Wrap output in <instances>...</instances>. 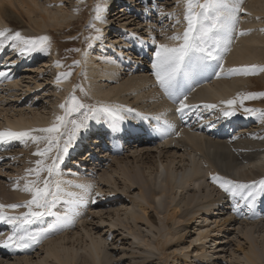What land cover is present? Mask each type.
<instances>
[{"label": "bare ground", "instance_id": "obj_1", "mask_svg": "<svg viewBox=\"0 0 264 264\" xmlns=\"http://www.w3.org/2000/svg\"><path fill=\"white\" fill-rule=\"evenodd\" d=\"M174 1L177 3V0ZM157 2L158 0H0V29L9 27L25 36L47 35L50 38L54 32L62 31L72 39L74 46L81 33H88L90 37L97 35L95 29L89 26L90 23H95L96 28L101 29L98 39H90L89 45L92 48L86 50L83 46L79 50V64L72 69L64 66V56L56 45L50 44L46 52L50 50L49 53L53 56L44 61L43 68L51 73L45 72L50 75L46 81L56 95L53 108L42 114L33 109L30 112L15 110L10 103L8 107L4 104L0 108V129L22 131L49 126L55 115L64 114L59 105L66 101L68 91L74 84L73 92H78L80 80L91 97L92 106L101 109L100 112L106 117L105 120L100 118L98 121H90L88 129L79 136L61 163L60 179L73 183L63 185L64 191L56 202L60 204L52 208L53 214L27 225L29 232L44 233L41 241L26 249L0 246V264H148L153 260L158 264H170L172 259L177 261V256L178 260L183 259V264H264V240L254 233V224L239 228L245 240L239 238L237 249L230 257L220 254L215 256L212 253L214 249H222L224 233H227L226 230L230 229L233 222H238L233 208L239 199L224 193L219 183L213 182L212 176L218 175L240 184H250L264 178V121L258 115H248L243 111L244 107L264 109V97L245 100L243 106L237 101L233 105L238 113L236 120L222 116V109L227 105L220 104L221 100L236 98L237 93L264 92V71L250 75L225 71L248 65L264 67V0H243L241 11L237 13V22L230 33L231 43L228 51L223 53L222 60L211 61L210 67L203 74L189 72L180 78L176 96L183 98V95H187L186 103L197 105L184 114L176 112L178 103L159 87L153 74L152 62L157 44L178 43L168 37L173 33H182L187 26L185 20L180 22L184 19L185 6L183 0H180L174 6H163L162 11L160 10L174 13L170 18L177 24L169 35L163 34L162 39L158 36L152 19L146 17L147 11L150 12V8ZM97 6L103 17L99 21L94 20ZM129 25L136 27L128 28ZM115 28H120L119 33L124 30L125 38L122 45L118 46L120 52L124 53L121 58L123 62L115 69L109 66L102 68L107 62L105 58H99L100 53L103 51L106 54L109 49L115 48L110 38L105 42L108 35L117 32ZM241 32L245 34L241 35ZM114 37L117 39L122 35ZM94 46L98 47L96 52L92 50ZM4 48V51L10 48V52H5L7 55L13 52L15 56L4 60L1 59L3 54L0 55V70L7 73L6 78H0L2 88L17 87L18 81L22 82L23 79L12 73L27 64L20 72L30 75L29 71L34 69H31L30 63L36 62L46 53L37 51L14 60L19 54L13 51L10 44ZM50 48L55 52L52 50L51 53ZM3 49H0V53ZM127 54L130 56L127 57ZM127 58L136 61L127 63ZM57 61L60 62L59 65ZM90 64L94 66H86ZM220 65H223V70ZM69 70L71 75L57 83V75ZM18 72L19 69L15 74ZM217 72L220 73L219 76L215 74ZM38 77L32 74L27 77L33 82L20 88L23 92L22 95L19 93L21 96L18 100L27 93L31 97L36 89L44 86L45 81L39 82ZM195 94L200 95L199 99H193ZM31 99L33 101L34 97ZM202 101H212L207 104H216L218 107L211 108L214 109L211 111L204 107ZM102 106L116 108L119 114L123 108L129 109L131 113L140 111L148 117L145 122L149 117L156 121V117L163 115L165 109L172 116L176 114L178 117L174 123L175 129L167 135L169 140L160 142V137L145 133L141 127L139 130H124L119 125L114 129L110 123L111 117L102 111ZM120 123L125 127L128 125L124 121ZM12 142H0V164L7 161L16 167L18 164L22 167L18 168L19 177L10 184H3L0 180V203L4 204L31 199V194L22 190L25 180H34L33 175L26 174L25 169L32 159L38 157L33 155L37 144L31 140L27 144L20 141L24 150L14 152L11 149L16 143L14 145ZM39 147L43 148L44 142ZM123 147L134 149L138 154L131 160L129 155L121 152ZM73 159H79L81 166L88 167L86 170H91V177H88L89 173H65L64 168L67 164H72ZM2 166L0 174L3 172ZM43 175L47 176V173ZM17 183L20 187L14 188ZM77 184L94 186L91 193L85 196L86 203H79L78 196L70 195L82 193L83 190L76 187ZM97 192L101 194L99 197L95 195ZM124 199L129 202L124 203ZM84 205L92 209L97 205L99 210L95 209L85 217ZM256 207L259 210L254 212ZM240 210L250 213L242 200ZM6 211L18 214L26 209ZM259 212L263 214L258 215ZM249 217L264 219V195L260 196V202L257 198ZM77 218H83L80 227L72 223ZM201 218V222L205 224L196 227V222ZM49 219L50 224H54L53 227H47L45 222ZM4 229H9L10 233L12 231L10 225L0 221V232H5ZM116 229L123 233L127 230L129 237L120 236ZM193 229L197 232L196 238L187 241ZM10 233L0 234V240ZM118 236L120 238L114 240ZM38 246L40 248L36 252ZM32 252L38 255L36 259L33 255L30 256ZM12 257L15 260L5 262Z\"/></svg>", "mask_w": 264, "mask_h": 264}, {"label": "snow or ice", "instance_id": "obj_2", "mask_svg": "<svg viewBox=\"0 0 264 264\" xmlns=\"http://www.w3.org/2000/svg\"><path fill=\"white\" fill-rule=\"evenodd\" d=\"M179 2L180 0H177V3ZM242 2L243 0H183L185 6L184 20L187 22V26L182 33H173L168 37L169 40L178 41V43L156 45L152 62L153 74L164 93L178 103L177 113L184 114L197 107V105L186 103L187 95H183V98L176 96L178 81L181 77L188 75L189 72L207 69L210 67L211 61L223 59V53L228 51V45L231 43L230 33L237 22V13L241 11ZM160 15L170 18L174 13L161 12ZM102 19L100 8L97 6L94 20ZM89 26L95 29L97 35L86 39H98L101 29L96 28L95 23H90ZM240 34L245 33L241 32ZM9 42L13 51L21 56H27L37 51L46 52L50 47V37L47 35L25 36L20 31H14L10 28L0 29V49H3ZM153 43L155 44L154 38ZM56 63L59 65L60 62L57 61ZM73 63L79 64V61ZM220 68L223 70V65H220ZM225 71L230 74L250 75L264 71V67L248 65ZM215 74L220 75L219 72ZM70 75V70L59 73L57 83ZM6 77L7 73L0 72V78ZM258 97H264V92L237 93L236 98L221 100L220 104L228 105L231 108L239 101V104L243 106L245 100ZM59 107L64 110V114L55 115L54 121L47 127L30 128L22 131H15L11 128L0 129V142L19 140L27 144L31 140L37 144V150L33 155L40 157L34 162L35 168L25 169L26 174L36 177L34 180H25L22 188L24 192L31 194V199L21 203H0V221L10 225L12 229L5 239L0 240V246L4 248L26 249L41 241L44 233L29 232L27 225L53 214L52 208L64 191L63 185L73 183L60 179L62 176L60 165L78 137L88 129L89 122L100 119L101 109L86 106L71 93ZM204 107L211 109L218 107V105L206 104ZM102 111L111 117L110 123L114 129L118 128L119 122L124 119V116L120 115L116 108L102 106ZM243 111L248 115H258L264 121V109L244 107ZM222 112L224 116L235 115V111L228 109H222ZM73 114H76L77 118H72ZM156 119L159 120L160 116H157ZM33 133L39 134L34 135ZM41 142H44L43 148L39 147ZM42 172L47 173L43 179L40 175ZM212 180L219 183V187L224 193L233 198L239 197L233 208L235 212L240 211V201L242 200L249 212L252 213L258 196L264 195V178L259 181H252L250 184H240L218 175H213ZM18 187H20L19 183L14 185V188ZM76 187L82 189V193H70V195L78 196L79 203H86L85 196L91 193L94 186L77 184ZM95 195L99 197L101 194L97 192ZM93 202H95V198H93ZM19 208H24L26 211L18 214L6 211V209Z\"/></svg>", "mask_w": 264, "mask_h": 264}, {"label": "rangeland", "instance_id": "obj_3", "mask_svg": "<svg viewBox=\"0 0 264 264\" xmlns=\"http://www.w3.org/2000/svg\"><path fill=\"white\" fill-rule=\"evenodd\" d=\"M151 4V3H150ZM150 4H148L149 6H150ZM177 3H176V1H174V0H158V2L155 4V5H153V8H150V12L149 11H147V14H146V17H149V19L151 18L152 20L151 21H153V24L156 26V30H157V33H158V36L160 37V38H162L163 39V37L164 36H166V34L167 35H169V33H170V31H173V28H174V26H176L177 24H175V22H174V19H171V18H168V17H162L161 15H159L160 14V12L162 11V8H163V6L164 7H172V6H174V5H176ZM162 6V7H161ZM156 7V8H155ZM161 10V11H160ZM154 11V12H153ZM141 12V11H140ZM166 13V12H165ZM154 15V16H153ZM156 15V16H155ZM158 15V16H157ZM160 16V17H159ZM115 18V17H114ZM158 18H160V19H158ZM184 19H182V20H180V22H182ZM150 21V22H151ZM88 22H89V20H88ZM87 22V23H88ZM180 22H178V24L180 23ZM86 23V24H87ZM122 23H124V22H122ZM89 24H87V26H88ZM132 25H129L128 26V28H130ZM115 27V26H114ZM134 27H136V26H132L131 28H134ZM7 28H9V27H7ZM120 29V28H119ZM119 29H116L115 28V30H117V32H113L112 34H110V35H108L109 37H107V39H105V42L107 41H109L108 39L110 38V40H112V42H122V40L125 38V35H124V30H123V32L121 31L120 33H119ZM114 30V31H115ZM119 30V31H118ZM144 30V29H143ZM142 30V31H143ZM81 32V31H80ZM144 32V31H143ZM166 33V34H165ZM114 34V35H113ZM163 34H164V36H163ZM115 35H122L123 36V38H117L116 39V37H114ZM82 36H84V37H82ZM90 37V35L88 34V33H85V34H83V33H81L80 34V36H79V40H77L76 42V46H74V43H73V41H72V39H70V38H68V36H66L64 33H62V31H56V32H54V34H53V37L52 38H50V40H51V42H50V44H52V45H56V47H57V49L59 50V52L64 56L63 57V61H64V66H66V67H68V68H74L75 66H76V64H74L73 62L74 61H77L78 59V53H79V51H76V49H79V50H81L82 49V47L84 46L85 47V49L87 50V48H92V47H90L89 46V42H90V39H86V38H89ZM111 38H113V39H111ZM119 39V40H118ZM144 42V41H143ZM10 44V42L8 43V44H6V46L7 45H9ZM113 44V43H112ZM120 45H121V43H120ZM94 49H92V50H95V52H96V50H97V48L98 47H93ZM6 48H4L3 50H2V52L0 53V54H3L2 56H1V59H10L11 57H13V56H15V54L12 52V54H10V55H7L6 53H8V52H10V48L9 49H7L6 51H4ZM51 49V53H52V48H50ZM4 52V53H3ZM6 52V53H5ZM50 52V50L48 51V52H46L45 54H43L42 56H40V58H38V60L36 61V62H31L30 64L32 65L31 66V69H33V70H35V72L33 71V70H31V71H29L33 76H37L38 77V75H39V77H38V81L39 82H44L45 81V84H44V86L42 87V88H39V89H36L35 90V92H34V94H32V96L31 97H34V100L32 101V99H31V97L28 95V93H27V95L25 96V97H22V98H19V99H21V100H18V97L19 96H21L22 94H21V92H23L20 88H22L24 85H26V84H28V83H32L33 81H30L31 80V78H27V77H29V76H31V74L30 75H27V72H20L22 69H23V67L25 66L26 67V65L27 64H25V65H22L21 67H20V70H19V72L17 73V74H15V72H13L12 74L15 76V75H19L20 77H22V78H20V79H23L22 80V82L21 81H18L19 82V85L16 87H11V86H9V88H7V86L5 87H0V102H5V103H0V108H2V106L4 105V104H6V107H8L9 106V103H10V105H12L13 107H14V109L15 110H19V109H22V110H24L25 112L27 111V112H30L32 109L35 111V112H39V113H42V114H44V112H48V111H50L52 108H53V106H52V103L54 102V101H56V99H55V97H56V95H55V93L53 92V88H52V86L50 85L49 86V84H48V81H46V79L48 78V77H50V75H48V73L49 74H51L50 72H48V71H45L44 70V68H43V66H44V64H45V62L44 61H47L50 57H52L53 55L52 54H50L49 53ZM53 52H55L54 50H53ZM17 58V57H16ZM15 58V59H16ZM0 59V60H1ZM128 60H127V63H129V62H134V61H136V59L135 60H133V59H131V58H127ZM43 64V65H42ZM39 65H40V67H39ZM71 66V67H70ZM1 67V66H0ZM24 67V68H25ZM42 67V68H41ZM36 68V69H35ZM41 68V69H40ZM27 69V68H26ZM37 70V71H36ZM42 72V73H41ZM44 72V73H43ZM45 72H48V73H45ZM52 73H53V70H52ZM41 74V75H40ZM24 76V77H23ZM42 76V77H41ZM26 77V78H25ZM26 79V80H25ZM30 81V82H29ZM79 85H78V89H77V93H75V92H73V88L75 87V84H74V86L70 89V91H68V94H67V98L69 97V94L71 93V94H74L75 95V97L79 100V101H81L83 104H85L86 106H88L89 104H91V105H89V106H92V103L90 102V99H91V97H90V95H88V93H87V91H86V87L84 86V83L83 82H81V80H80V82L78 83ZM46 86V87H45ZM11 88H16L15 90L14 89H11ZM11 89V90H10ZM21 91H20V90ZM48 89V90H47ZM50 89V90H49ZM10 90V91H9ZM18 90V91H17ZM51 90H52V92H51ZM9 91V92H8ZM13 91V92H12ZM16 91V92H15ZM7 95H6V94ZM21 95H20V94ZM80 95V96H79ZM83 95V96H82ZM84 98V99H83ZM2 99V100H1ZM5 101H4V100ZM87 101V102H86ZM28 105V106H27ZM44 105V106H43ZM5 107V108H6ZM46 108V109H45ZM38 109V110H37ZM37 112V113H38ZM73 118H77L76 117V115L75 114H73ZM0 122L2 123V118H1V115H0ZM91 122H89V124H90ZM113 135H115L114 133H113ZM78 139H79V137H78ZM77 141V140H76ZM9 142V141H8ZM7 142V143H8ZM14 145H15V143H16V145L11 149L12 150V152H14V151H20V150H24V146H22V143L19 141V140H14L13 142H12ZM19 144V145H18ZM76 144V142L74 143V145ZM73 145V146H74ZM126 146H128V145H126ZM121 152H123V154H125V155H129L130 157H131V160L133 159V156L134 155H137L138 153L136 152H134V149H131V148H128V149H126L125 147H123L122 148V151ZM141 153L143 154V152L141 151ZM158 153V152H157ZM101 155V154H100ZM74 157V156H73ZM37 159H40V157H37V158H35V159H32L30 162H29V165H28V167H27V169H29V168H35L36 167V165H35V160H37ZM72 164H67V167H65L64 168V172L65 173H79V174H85V173H89V175H88V177H91L90 176V174H91V170L90 171H87L86 169L88 168V167H86V166H84V165H80V160L78 159V160H76V159H73L72 160ZM3 165V166H2ZM0 166H2V170H3V172L0 174L1 175V177H0V180H1V182H3V184H10L11 182H13V181H15V179L16 178H18L19 176H18V174H17V172H20V170L18 169V168H20V167H22V165H20V164H18V166L16 167L15 165H12V164H9L7 161H5V162H2V164H0ZM80 167H83V168H80ZM89 170V169H88ZM45 172H42L40 175H41V179H43V177H45L43 174H44ZM13 179L12 181H10L9 179ZM32 178L33 179H36V177L33 175L32 176ZM5 180V181H4ZM209 184H210V182H209ZM212 187H213V185H211ZM260 196H262V195H260ZM260 196H258V202H260ZM125 199H128L127 197H125ZM122 200V201H124V203H128L126 200ZM111 203H114V202H111ZM60 204V202L59 203H56L55 204V206H57V205H59ZM94 205V204H93ZM131 205V204H130ZM89 207V206H88ZM87 207V205H84V208H86L85 210H86V212H87V214H86V212H84L85 214V217L88 215H90L91 213H92V211H95V209L96 210H99L98 208H97V205L95 206L96 208H94V209H92L91 207H89V210L87 209L88 208ZM91 209V210H90ZM257 210H259V208L258 207H256L255 208V210H254V212H256ZM235 212V211H234ZM236 213V220L238 221V222H233L232 223V225H230V229L229 230H226L227 231V233L225 234L224 233V239L223 240H225V242H224V244H222V249L221 250H218V249H212L213 251H212V253L215 255V256H217L218 254H220V255H224L225 257L226 256H228V257H230V255H231V253L235 250V249H237V242H238V240H239V238L241 239V240H245V238H244V236H243V234L241 233V229H239V228H242V227H244V226H246V225H248V226H251V225H255L254 226V229H253V231H254V233L256 234V235H260L259 237L260 238H262L263 240H264V219L263 220H260V218H251V217H249V215H250V213H246V211H239V212H235ZM260 214H263V212H259L258 213V215H260ZM84 217V218H85ZM259 217H263V216H259ZM43 218V217H42ZM220 218H223V216H221ZM235 218V217H234ZM79 218H77V220H78ZM77 220H73V224L75 223L76 224V227H80L81 226V222H82V220H83V218L82 219H79L78 221ZM254 220V221H253ZM259 220V221H258ZM201 221H203V218H201V219H198V221L196 222V224L195 225H197L196 227H198L199 225H203V224H205V222H201ZM262 221V222H261ZM50 222H51V220L49 219V221H47V222H45V223H47L48 225H47V227H50L49 225H51L52 227L54 226V224H50ZM201 222V223H200ZM210 222V221H209ZM207 223V222H206ZM38 224H40V223H38ZM258 224V225H257ZM37 225V224H36ZM106 225H108V224H106ZM105 225V226H106ZM104 226V227H105ZM213 226V225H212ZM211 226V227H212ZM51 227V228H52ZM102 227V226H101ZM195 227V226H194ZM121 228V227H120ZM81 229V228H80ZM239 229V230H238ZM116 230H118V232L120 233V236H122V237H129L128 236V234H127V230H125V232L123 233V232H121V231H119V229H116ZM121 230H124L123 228H121ZM261 230V231H260ZM4 231L5 232H0V234H5V233H10V231H9V229H4ZM82 231V230H81ZM98 232H99V230H98ZM100 232H103V230H100ZM117 235H119V234H117ZM116 235V236H117ZM191 236L190 237H188L187 238V241H191V240H193V238L195 239L196 238V235H197V232L193 229L192 230V234H190ZM120 236H118V237H116V238H114V240H118L119 238H120ZM1 237V236H0ZM115 237V236H114ZM125 243H129V241H125ZM127 245V244H126ZM39 246H38V248H37V250H36V252H38L39 251ZM215 251V252H214ZM34 253V254H33ZM31 255H33V257L36 259L37 257H38V255L35 253V252H32V253H30V256ZM6 258H9V256H7ZM13 258H15V257H12V259H8V260H5V262L6 261H13V260H15V259H13ZM33 258V259H34ZM177 258V261H175L174 259H172L171 261H170V264H183L182 262H183V259L181 260V259H179L178 260V256L176 257ZM148 264H158L157 263V261L155 260H153V261H150Z\"/></svg>", "mask_w": 264, "mask_h": 264}]
</instances>
